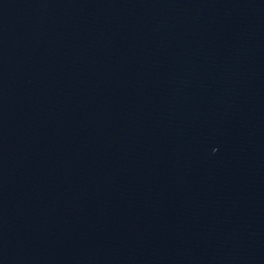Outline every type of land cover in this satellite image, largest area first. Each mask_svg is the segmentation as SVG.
Instances as JSON below:
<instances>
[{
	"label": "water",
	"instance_id": "1",
	"mask_svg": "<svg viewBox=\"0 0 264 264\" xmlns=\"http://www.w3.org/2000/svg\"><path fill=\"white\" fill-rule=\"evenodd\" d=\"M0 264H264V0H0Z\"/></svg>",
	"mask_w": 264,
	"mask_h": 264
}]
</instances>
